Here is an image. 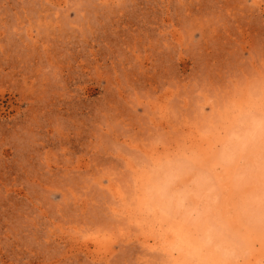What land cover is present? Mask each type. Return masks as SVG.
Returning <instances> with one entry per match:
<instances>
[{
	"label": "rangeland",
	"instance_id": "374dc122",
	"mask_svg": "<svg viewBox=\"0 0 264 264\" xmlns=\"http://www.w3.org/2000/svg\"><path fill=\"white\" fill-rule=\"evenodd\" d=\"M0 264H264V0H0Z\"/></svg>",
	"mask_w": 264,
	"mask_h": 264
},
{
	"label": "bare ground",
	"instance_id": "6f19581e",
	"mask_svg": "<svg viewBox=\"0 0 264 264\" xmlns=\"http://www.w3.org/2000/svg\"><path fill=\"white\" fill-rule=\"evenodd\" d=\"M260 126V125H259ZM258 126V127H259ZM204 150V149H203ZM161 193H162V191H161ZM174 194V193H173ZM117 196H120V194H116ZM119 199V198H118ZM141 205H143V204H141ZM152 206V205H151ZM159 211V210H158ZM161 216V215H160ZM162 217V216H161ZM168 223V222H167ZM184 228H186V227H183V226H175V227H173V230H172V233L174 234V235H176V237H177V241H178V245H179V250L180 251H183V252H185V251H187V249H190L191 247L193 248V250H194V252L196 253V254H199L200 253V251H201V249H200V246H194V245H191V243H190V239H189V237H188V234H187V232L184 230ZM187 229V228H186ZM172 234V235H173ZM243 239H245V238H243ZM154 243H155V246H156V242L154 241ZM197 243V242H196ZM231 247H233V246H231ZM253 247H254V245H253ZM204 249V248H203ZM232 249V248H231ZM233 250V249H232ZM232 253H234V252H232ZM232 253H230V254H232ZM187 257V256H186ZM259 257V256H258ZM260 258V257H259ZM227 262V261H226Z\"/></svg>",
	"mask_w": 264,
	"mask_h": 264
}]
</instances>
